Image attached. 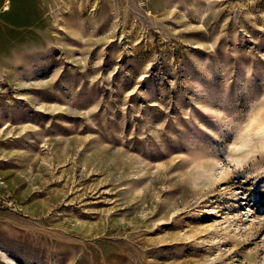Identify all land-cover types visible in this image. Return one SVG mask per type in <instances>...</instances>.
<instances>
[{
	"label": "rangeland",
	"instance_id": "rangeland-1",
	"mask_svg": "<svg viewBox=\"0 0 264 264\" xmlns=\"http://www.w3.org/2000/svg\"><path fill=\"white\" fill-rule=\"evenodd\" d=\"M0 264H264V0H0Z\"/></svg>",
	"mask_w": 264,
	"mask_h": 264
},
{
	"label": "built area",
	"instance_id": "built-area-1",
	"mask_svg": "<svg viewBox=\"0 0 264 264\" xmlns=\"http://www.w3.org/2000/svg\"><path fill=\"white\" fill-rule=\"evenodd\" d=\"M7 7H8V5H7V2H5V3L3 4V7H2V9H3V10H6V9H7Z\"/></svg>",
	"mask_w": 264,
	"mask_h": 264
},
{
	"label": "crops",
	"instance_id": "crops-1",
	"mask_svg": "<svg viewBox=\"0 0 264 264\" xmlns=\"http://www.w3.org/2000/svg\"><path fill=\"white\" fill-rule=\"evenodd\" d=\"M8 8V7H7Z\"/></svg>",
	"mask_w": 264,
	"mask_h": 264
}]
</instances>
